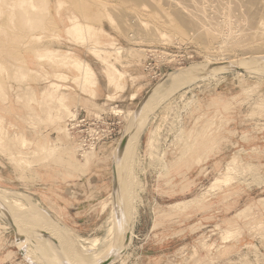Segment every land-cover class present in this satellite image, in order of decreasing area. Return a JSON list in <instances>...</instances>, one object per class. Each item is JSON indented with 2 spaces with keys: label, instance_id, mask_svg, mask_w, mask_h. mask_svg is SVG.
Returning a JSON list of instances; mask_svg holds the SVG:
<instances>
[{
  "label": "rangeland",
  "instance_id": "obj_1",
  "mask_svg": "<svg viewBox=\"0 0 264 264\" xmlns=\"http://www.w3.org/2000/svg\"><path fill=\"white\" fill-rule=\"evenodd\" d=\"M218 1L210 2L208 11L218 24L227 22L225 38L232 27L239 32L236 16L241 11H233L227 21L226 7L233 9L234 4ZM47 2L38 10L17 5L15 12L10 9L13 14L0 3V27L5 26L0 28V189L13 191L33 215L38 210L49 213L89 246L112 225L115 151L147 92L179 67L206 70L227 58L247 67L252 56L244 57L241 49H219L218 39L200 44L192 28L167 19L173 8L165 2L157 7L165 14L159 18L118 0ZM114 7L115 14L120 12L117 26L108 16ZM121 13H128L130 20ZM72 14L89 33L79 36L70 28ZM141 21L153 29H142ZM127 27L131 29L125 34ZM148 57L162 74L155 79L146 70ZM81 60L92 64L95 75L77 69ZM182 80L160 95L161 101L156 98L144 106L148 110L140 114L142 129L138 125L135 130L141 134L134 132L136 138L133 133L130 152L118 167L124 204L132 202L135 209L126 212L131 228L126 252L112 264H264V71L223 70L192 82ZM104 87L109 94L99 96ZM65 96L70 97V111L61 104ZM113 108L123 110L117 113L122 116L117 141L84 151L66 131L68 117L77 109L116 114ZM228 165L233 177L213 187L229 173ZM133 174L136 185L129 194ZM56 197L62 209L71 211L69 221L56 210ZM9 223L0 213V264H48L36 244L30 247L17 238ZM30 248L37 252L30 253Z\"/></svg>",
  "mask_w": 264,
  "mask_h": 264
},
{
  "label": "bare ground",
  "instance_id": "obj_2",
  "mask_svg": "<svg viewBox=\"0 0 264 264\" xmlns=\"http://www.w3.org/2000/svg\"><path fill=\"white\" fill-rule=\"evenodd\" d=\"M120 2H122L123 4L130 6L132 8L136 7L138 10L144 12H148L149 15H151L152 17L155 18H159V16H163L165 14H161L160 15V10L158 7L159 3H161L163 5L162 2H165L164 5L168 4L169 9L173 8L172 11V16L169 17L168 16V20H170V22H174L177 23L179 25H181L185 30L187 29L189 31V29H193V34L195 32L194 35H196V38L193 37L194 39H196V41H201L202 44L204 43H209V42H205L209 39H218L217 41V47L219 49L222 50H228V51H233L235 50V52L238 50H242L240 54H243V56L245 57L247 55L252 56L253 57H262L264 56V0H229L232 4H234L233 9H231L232 5L227 6L226 8H228L227 10V21H230V17L231 15H234L233 11L238 10L239 12L241 11L240 15H237L239 12H235V16L236 18H238V16L240 18H238V21L241 23H239V32L236 31L233 32L232 31V26L230 25L231 23L229 22V25L232 27L231 31H229L228 37H230L229 35H233V39L230 40V37L228 39V37L224 38L225 35V28H226V24L223 22H220L219 24L217 23V21H215L214 18V14L210 15L209 13L212 12L211 10L208 11V6L210 4V2H213L214 0H118ZM218 1V0H217ZM225 1V0H224ZM3 2L4 5H8L10 8L7 10L10 11V9L13 11L15 10L17 5L20 6H27V8H31L33 10H38L41 9V5L47 6L48 2L47 0H0V3ZM216 2V1H215ZM219 3L221 2V0L218 1ZM214 3V2H213ZM211 3V4H213ZM225 3V2H224ZM227 3V2H226ZM217 4V3H216ZM222 4V3H221ZM229 4V3H228ZM115 6V5H114ZM226 6V5H225ZM224 6V7H225ZM167 7V6H166ZM167 7V8H168ZM219 7V6H218ZM24 8V7H23ZM26 8V7H25ZM221 8V7H220ZM212 9V8H211ZM115 7L113 9H110V11L108 12V16L111 20V23H115L114 25L117 26L119 25L121 22H118V17L116 16L117 13H120L118 10V12L115 14L114 11ZM120 10V9H119ZM221 10V9H219ZM10 11V12H12ZM163 11V10H162ZM216 11V10H215ZM2 12V6H0V14ZM15 12V11H13ZM12 12V14H13ZM48 12V11H47ZM125 12V11H124ZM233 12V13H232ZM9 13V12H6ZM123 13V12H122ZM121 13V14H122ZM219 13V11H218ZM221 13V12H220ZM219 13V14H220ZM11 13L7 14L10 15ZM10 15L12 19H15L14 17H16V15ZM16 14V13H15ZM120 14V15H121ZM122 14V17H124L123 19L126 20V18H128L126 15H128V13H126V15ZM136 15V14H135ZM218 15V14H217ZM14 16V17H13ZM137 16V15H136ZM161 16V17H162ZM213 16V17H212ZM225 16V15H223ZM234 16V17H235ZM122 17L120 16V18L122 19ZM131 17V16H130ZM138 17V16H137ZM11 18L9 19V21H13L11 20ZM73 20V25H71V29L78 34L79 36H82L84 34L89 33L88 29L84 28L83 23L79 20L80 18H78V16H76L75 14H72L70 17ZM130 20V18H128ZM136 19V18H135ZM217 19V17H216ZM117 20V21H116ZM124 20V21H125ZM126 20V21H129ZM221 20V19H220ZM235 20V19H234ZM139 20H137L138 22ZM223 21V20H222ZM15 22V21H14ZM117 22V24H116ZM135 22V21H134ZM133 25L131 28H133L135 25ZM216 22V23H215ZM225 22V20H224ZM237 22V21H236ZM89 23V22H88ZM139 22L137 23V26ZM141 26L142 29H147L150 28L151 26L149 25V23L147 21H141ZM241 25V26H240ZM1 26V25H0ZM122 26V25H121ZM150 26V27H148ZM5 27V26H4ZM4 27H0V28H4ZM90 27V26H89ZM93 27V26H92ZM120 27V26H119ZM123 27V26H122ZM120 27V28H122ZM126 26H124L123 29H125ZM128 27H130L128 25ZM126 28V30H124L125 34L127 33V29H131V28ZM237 27V26H236ZM118 28V27H117ZM135 28V27H134ZM139 28V27H138ZM122 29V30H123ZM151 29H153V27H151ZM150 31L152 33H154V31L156 30H151ZM230 29V28H229ZM235 29V27H234ZM1 30V29H0ZM33 30V29H32ZM139 29H137L138 32ZM238 30V28H237ZM5 32V30H2ZM20 31V30H19ZM134 31V30H133ZM136 31V30H135ZM133 33H136V32ZM140 31V30H139ZM149 31V30H147ZM149 31V32H150ZM255 31V32H253ZM1 32V31H0ZM99 32V31H98ZM142 32V31H141ZM137 33L139 35H141V38L146 34H144L142 32V34ZM228 32V31H227ZM148 33V32H147ZM152 33H150L152 35ZM157 34V32H155ZM4 34V33H3ZM132 34V32H131ZM135 34V35H137ZM149 34V33H148ZM192 34V35H193ZM224 34V35H223ZM5 35V34H4ZM134 35V34H132ZM129 35V36H132ZM134 35V36H135ZM193 35V36H194ZM252 35H256L259 37H254V40L251 38ZM133 36V37H134ZM226 36V35H225ZM137 37V36H136ZM153 36H150V38H152ZM166 37V36H165ZM95 38V37H94ZM149 38V39H150ZM154 38V37H153ZM259 38L260 40L256 39ZM145 39V38H142ZM166 39V38H165ZM83 40V39H82ZM153 40V39H152ZM156 40V39H155ZM163 40V39H162ZM167 40V39H166ZM257 40V41H256ZM160 41V40H159ZM199 41V42H200ZM95 42V41H94ZM200 42V44H201ZM207 45V44H206ZM207 47V46H206ZM214 47V46H213ZM89 48V47H88ZM119 48V47H118ZM122 48V47H120ZM217 48V50H218ZM90 50H94L96 51H100V49H98L97 47H90ZM116 49V48H115ZM109 50V49H108ZM103 51V50H102ZM100 51V52H102ZM221 51V50H220ZM106 52L105 50L103 51V53ZM163 53L165 51H162ZM234 53V52H233ZM239 53V52H237ZM167 54V53H166ZM59 55V54H57ZM63 54H61L60 56H62ZM47 58L51 59L52 61L54 60L53 56L54 55H46ZM66 56V55H65ZM79 56V55H78ZM167 55L164 56V58ZM173 56V55H172ZM70 57V56H69ZM230 57V56H229ZM232 57V56H231ZM235 57V56H234ZM243 57V58H244ZM46 58V57H45ZM66 58V57H65ZM213 58V57H212ZM81 59V56H80ZM226 59V58H225ZM56 60V59H55ZM75 60V58H74ZM171 60V59H170ZM169 60V61H170ZM228 62V58L226 59ZM230 60V59H229ZM248 60V59H247ZM246 60V61H247ZM58 61V60H57ZM61 61V60H60ZM82 61V62H81ZM77 62V69H81L83 70V72L86 74H90V75H95V71L92 68V64L90 65L89 63L81 60ZM225 61V60H224ZM249 61V60H248ZM247 61V62H248ZM62 65V64H61ZM252 65V63H251ZM249 66V65H248ZM184 67V66H182ZM181 69V67H179V70ZM196 69V68H194ZM178 70V69H177ZM197 70V69H196ZM199 70V69H198ZM258 71H264V63L263 65L257 69ZM114 72V69L112 70ZM55 73V72H54ZM115 73V72H114ZM113 73V74H114ZM112 74V75H113ZM115 75V74H114ZM63 76V75H62ZM118 77V74L115 75ZM175 74L170 75L169 77H167L164 82L161 84L160 87H158L154 92H152V94L150 95L149 99L145 102V106H150L151 104H153L155 102L156 98H159L160 95H162L165 91H167L169 88H172L171 86L175 85ZM64 78V77H63ZM177 81V80H176ZM181 81V80H180ZM192 82V81H191ZM178 83V81L176 82ZM174 84V85H172ZM189 84V83H188ZM93 85V84H92ZM185 85V84H184ZM183 85V86H184ZM95 86V85H93ZM96 87V86H95ZM181 88V87H180ZM168 92V91H167ZM163 96H166L163 95ZM136 97V96H135ZM162 97V96H161ZM163 98V97H162ZM166 98V97H165ZM110 99V98H109ZM161 101V98H159ZM164 99V98H163ZM61 104L65 107V110L70 108V97L69 96H65L63 97L61 100ZM158 101V99L156 100ZM158 103V102H157ZM156 104V103H155ZM118 106V105H116ZM155 106V105H154ZM115 107V106H114ZM116 108V107H115ZM145 108V107H144ZM156 108V106L154 107ZM146 109V108H145ZM144 109V110H145ZM71 110V109H70ZM69 110V111H70ZM143 110V112H144ZM148 110V109H146ZM154 110V109H152ZM67 111V110H66ZM73 111V110H72ZM114 111V108H113ZM116 114H120L123 112L122 109L119 110H115ZM114 111V112H115ZM132 110H130L127 113V116L131 117L132 114ZM135 114V113H134ZM144 115V113H142ZM70 117H68V119H74L77 116V110L71 112V114L69 115ZM133 116V114H132ZM144 117V116H143ZM128 120V119H127ZM146 120V119H145ZM142 124H139L140 128H141ZM138 126V127H139ZM144 126V125H143ZM138 128V129H140ZM142 129V128H141ZM136 129H134V132L136 133L137 131H135ZM66 131L68 130V127L66 129ZM141 131V130H139ZM134 133V137L137 138L136 133ZM140 133V132H139ZM138 133V134H139ZM141 134V133H140ZM133 135V134H132ZM131 135V136H132ZM131 136L129 141L131 140ZM133 137V136H132ZM133 137V140H134ZM135 138V139H136ZM132 140V141H133ZM120 141V140H119ZM131 141V142H132ZM134 143V142H133ZM130 146V145H129ZM80 147L82 148V150L84 151H93L95 150V147L93 144L88 145V146H83L82 144L80 145ZM56 148V147H55ZM53 148V149H55ZM130 148V147H129ZM52 151V150H49ZM116 152V151H115ZM130 152V149H126V153L124 154V157L126 155H128ZM135 155V154H134ZM235 161H233L234 163ZM233 163H229L228 164H232L231 169H233ZM236 164V163H235ZM133 164H131V168ZM228 165V169H229ZM233 167V168H232ZM134 168V167H133ZM229 169V173H226V175H223L222 178H219L217 180H215L214 182V186H216L217 183L221 182H227L228 179H231V175L230 173L232 172V170ZM123 170V169H122ZM129 170V171H128ZM133 170V169H132ZM227 170V169H225ZM127 171L130 172V168H127ZM231 171V172H230ZM127 172V174H128ZM131 173H133L131 171ZM132 175V174H131ZM222 175V174H221ZM220 175V176H221ZM137 175L133 174V180H131L132 178H130V183L133 182V186L131 184H128L129 187H131V193L129 192V194H132V192H134L133 188H134V180L136 178ZM219 177V176H217ZM230 177V178H229ZM233 177V176H232ZM128 178V179H129ZM126 179V178H125ZM216 179V178H215ZM233 180V178H232ZM230 180V181H232ZM223 181V182H222ZM229 181V182H230ZM128 182V181H126ZM220 184V183H219ZM127 185V187H128ZM131 185V186H130ZM212 186V185H211ZM210 186V188L212 189V187ZM219 186V185H218ZM222 186V185H221ZM122 187V186H121ZM124 187V186H123ZM126 187V188H127ZM128 187V188H129ZM217 187V186H216ZM217 189V188H216ZM213 190V189H212ZM123 194L126 190H122ZM13 191L7 190V189H0V200L1 202L4 204L3 208L0 209V213L1 215H3L4 217L7 218V211L9 210L12 215L15 217H13V221L16 222L18 224V226L20 225L22 227V234H24V236H26L24 238V242L27 243L30 247H31V243H35L37 246V250H39L40 252H42V256L43 258L45 257V261L48 264H65L66 262L70 263V264H96L99 261L105 260L107 259L109 256L113 255V254H118L119 251L122 250V248L124 247V243L126 241V237L125 234H123L122 230L117 227V225L115 226V218H114V213L111 217V221H112V225L110 226V230L108 229V232L104 235V237H98V238H93L92 240H90L89 246L84 245L82 242L77 241L78 239L75 238L74 234L72 233V231L65 229L63 226H59L57 224V221L55 218H53L52 216L49 215V213H45L43 211L38 210V213L36 215L31 214L26 205L22 204L20 202V199L17 198L15 196V194L13 195ZM19 194V193H16ZM22 195V194H20ZM112 195V193H111ZM128 195V194H127ZM202 195V194H201ZM19 196V195H17ZM14 197V199H12ZM26 197V195H24V198ZM112 197V196H111ZM113 198V197H112ZM130 198V197H129ZM127 198V199H129ZM132 198V197H131ZM27 199V197H26ZM25 199V200H26ZM31 200V199H30ZM132 200V199H131ZM134 200V198H133ZM132 200V201H133ZM130 202V201H129ZM135 202V200H134ZM132 203V202H131ZM131 203L128 204V201L125 203V208H126V212L128 210H130L132 212V210L134 211V206H131ZM112 203H110L111 205ZM107 205H109L108 203L104 204V207H106ZM132 209H131V208ZM134 208V209H133ZM133 215V213L131 214ZM130 217V214L128 216V218ZM8 219V218H7ZM130 219V218H129ZM128 219V220H129ZM15 223V224H16ZM8 225V223H6ZM10 224V223H9ZM264 224V223H263ZM8 227V226H7ZM20 227V228H21ZM3 228V227H2ZM131 229V228H130ZM20 230V229H19ZM43 232H46V234H43ZM34 233V234H33ZM31 234V235H29ZM131 239V238H130ZM130 241V240H129ZM205 245V244H204ZM206 246V245H205ZM212 246V244H211ZM33 252H37L35 251V249L30 248V253ZM39 256V255H38ZM41 257V256H40ZM206 257V256H205ZM119 258V257H118ZM118 258H116L115 260H119ZM121 259V257H120ZM204 259V258H203ZM206 260V259H205ZM123 261V260H122Z\"/></svg>",
  "mask_w": 264,
  "mask_h": 264
},
{
  "label": "water",
  "instance_id": "obj_3",
  "mask_svg": "<svg viewBox=\"0 0 264 264\" xmlns=\"http://www.w3.org/2000/svg\"><path fill=\"white\" fill-rule=\"evenodd\" d=\"M248 60L252 62V65L247 66V67L246 66L243 67L242 65L239 66L237 64H234L233 62H220V63H212L210 66H208V68L206 70H195L194 68H188V69L184 68V69H180V70H176V71L171 70L162 79H160V82L158 84H156L154 87H152L147 92L146 96L141 101L137 110L134 111L135 114L131 118V119H133V123L129 127L125 128L123 134L121 135L120 141L117 145V149H116L115 156H114L113 197H114L115 226L117 225V227H119L122 230L123 234H125L126 241L124 243V247L122 248L121 251H119L118 254H113V255L109 256L107 259L99 261L96 264H112V263H115V261H116L115 259L118 258V256H123L124 253L126 252L127 247H128V246L126 247V245H127L128 240L130 238V222L128 220V216H127L126 208H125V204H124L123 192H122V187H121V178L118 176V167L121 165L122 166L124 165L122 157L126 153V149L128 146L130 136L134 133V129L137 130L138 125L142 123L143 118L140 121V116H141L140 114L143 111V108L145 106V102L149 99L152 92H154L158 87H160L161 84L164 82V80L172 74L176 75L174 82L180 78H183L184 80H182V81H186L185 83H187L190 81L202 79L206 76H210L211 74H213L217 71H223V70L243 71V70H247V69L248 70H257L263 65L264 56L253 57V58H250ZM3 207H5V206H3V203L0 200V209ZM6 214H7L8 220L10 221V224L12 225V227L17 232V236H18L17 238H20L21 240L23 238H25L26 236L21 235V232L19 231L18 224L14 223L13 215L11 214V212L8 210ZM43 234H46V232H43ZM24 250L25 249H23V251ZM65 264H70V263L66 262Z\"/></svg>",
  "mask_w": 264,
  "mask_h": 264
},
{
  "label": "built area",
  "instance_id": "obj_4",
  "mask_svg": "<svg viewBox=\"0 0 264 264\" xmlns=\"http://www.w3.org/2000/svg\"><path fill=\"white\" fill-rule=\"evenodd\" d=\"M148 59L146 70L154 72L151 75L152 78L161 76L162 74L154 70L152 66L154 58L148 57ZM121 117L113 112L77 109V116L74 119H69L67 126L71 137L77 141L79 146L93 144L96 150L101 144L112 143L119 139L122 133Z\"/></svg>",
  "mask_w": 264,
  "mask_h": 264
},
{
  "label": "crops",
  "instance_id": "obj_5",
  "mask_svg": "<svg viewBox=\"0 0 264 264\" xmlns=\"http://www.w3.org/2000/svg\"><path fill=\"white\" fill-rule=\"evenodd\" d=\"M107 92V93H106ZM108 95L109 94V91H108V89H107V87H104L103 89H102V92H100V94H99V96L100 95ZM109 182H110V184H111V179L109 180ZM108 182V183H109ZM47 186H45V188H46ZM44 188V189H45ZM55 189H57V188H55ZM111 192V191H110ZM67 195V194H66ZM69 197V196H68ZM62 200V199H61ZM46 201H48V200H46ZM57 203H60L61 204V206H58V204ZM50 204V203H49ZM45 207H47V205L45 206ZM62 203L59 201V199L56 197L55 198V208H56V210L58 211V208L61 210V214H62V216H63V219L64 220H68L67 218L68 217H71V211H69L70 212V216H69V212L67 213V210H64V209H62ZM64 208V207H63ZM69 221V220H68Z\"/></svg>",
  "mask_w": 264,
  "mask_h": 264
}]
</instances>
